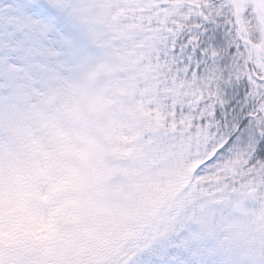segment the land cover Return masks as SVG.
<instances>
[{
  "label": "snow or ice",
  "instance_id": "1",
  "mask_svg": "<svg viewBox=\"0 0 264 264\" xmlns=\"http://www.w3.org/2000/svg\"><path fill=\"white\" fill-rule=\"evenodd\" d=\"M121 16L152 34L141 143L85 115L104 111L85 86L108 67L92 21ZM162 145L187 153L163 188ZM148 191L264 200V0H0V264H244L195 208L130 225L155 213Z\"/></svg>",
  "mask_w": 264,
  "mask_h": 264
},
{
  "label": "rangeland",
  "instance_id": "2",
  "mask_svg": "<svg viewBox=\"0 0 264 264\" xmlns=\"http://www.w3.org/2000/svg\"><path fill=\"white\" fill-rule=\"evenodd\" d=\"M107 3H126L128 0H105ZM124 22L123 24H117L118 22ZM94 27L99 32H109L108 39L110 51H106L101 56V61L108 65L107 69L97 73V75L89 80L85 86V91L88 95H102L105 99V107L103 113H97L86 110L88 122L95 127L98 123H102L107 120L110 122L109 131L113 137L124 142L125 138L134 139L135 142L141 143L151 135L150 130L140 119L137 118V109L141 106H147L154 96L153 76L155 75L152 65V50L148 47V38L150 33L146 29L132 28L128 26V21L123 16L118 17L112 21L114 29H123V32L127 36L123 43L116 45L112 40L114 32L109 30L106 25L98 20L92 21ZM146 23V22H145ZM132 41V44L130 43ZM137 43L136 45H134ZM136 48L138 52L133 53V49ZM134 59H137L140 63L132 65ZM139 87L141 88L139 90ZM138 88V91H136ZM98 117V119H97ZM99 120V122L97 121ZM187 158V153L180 150H173L169 152L166 145L161 146L156 156L153 165L149 169V174L152 175L157 185L163 188L169 185L175 178L176 174L182 169L183 164ZM173 193H153L152 191L146 192L145 199L151 202L152 199H157L156 211L153 216L157 215L160 207H162L166 198L170 197ZM235 202L231 203L233 206L230 208H221L223 213H226L227 217L233 216L231 219L237 221L239 217L251 219L254 230H259V235L264 233V215L257 217V214L264 213V200L257 199L255 197L239 198L235 196ZM189 197L183 213L190 212L195 208L198 212H202L204 215H214V218H208L211 223L223 218V213L220 211L216 213L215 208L211 204L209 197H203L201 199L192 200L189 203ZM221 200V199H218ZM170 215V214H169ZM151 218H143L139 215H134L129 219V224L133 226H139L140 228L146 227ZM162 220L161 217H157L154 225L150 228V231L155 229L157 224ZM167 220V219H166ZM222 221V220H221ZM163 222V221H162ZM248 225V226H251ZM227 227L222 228L221 225V240L217 243L222 249L230 251L233 254L237 251L238 243L231 241L232 246L228 247L226 244L227 232H224ZM215 231L218 229H214ZM230 235L235 233L231 231ZM251 231L249 228L244 227L240 231L241 237L247 236ZM244 255L249 256L253 254L255 262L253 264H264V255L257 254L252 247V242L248 241L243 246L241 251Z\"/></svg>",
  "mask_w": 264,
  "mask_h": 264
},
{
  "label": "trees",
  "instance_id": "3",
  "mask_svg": "<svg viewBox=\"0 0 264 264\" xmlns=\"http://www.w3.org/2000/svg\"><path fill=\"white\" fill-rule=\"evenodd\" d=\"M126 37L127 36L123 32V30H121V29H118V30L115 29L114 30V42L116 45H120L121 43H123V41ZM135 62L138 63V61L136 59H134L133 62H131L132 65ZM140 89L141 88L139 87V90ZM176 195H177V193L175 192L173 195H171V197L168 198V201H170V203H167V204L164 203V205H163L164 206L163 211L160 214L163 222L166 219H168L170 215H173L176 213L183 214V209L185 208V205H186L185 202L188 200V198L185 197V194L183 191L180 192V195L178 197ZM175 196H176V199H173ZM149 230H150V228H148L146 231H149Z\"/></svg>",
  "mask_w": 264,
  "mask_h": 264
}]
</instances>
